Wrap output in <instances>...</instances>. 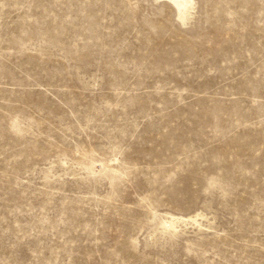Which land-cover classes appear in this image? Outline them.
Wrapping results in <instances>:
<instances>
[{
    "label": "rangeland",
    "instance_id": "374dc122",
    "mask_svg": "<svg viewBox=\"0 0 264 264\" xmlns=\"http://www.w3.org/2000/svg\"><path fill=\"white\" fill-rule=\"evenodd\" d=\"M193 2L0 0V264H264V0Z\"/></svg>",
    "mask_w": 264,
    "mask_h": 264
},
{
    "label": "bare ground",
    "instance_id": "6f19581e",
    "mask_svg": "<svg viewBox=\"0 0 264 264\" xmlns=\"http://www.w3.org/2000/svg\"><path fill=\"white\" fill-rule=\"evenodd\" d=\"M165 1L171 3L174 6V8L177 11L178 19L181 21H185L188 18L194 4L193 0H165ZM200 216H201L200 214L190 218L171 216L170 218H168V220L162 222V225L166 229L176 230L177 225L181 223H188L189 221L193 223H198L199 220L198 218Z\"/></svg>",
    "mask_w": 264,
    "mask_h": 264
}]
</instances>
